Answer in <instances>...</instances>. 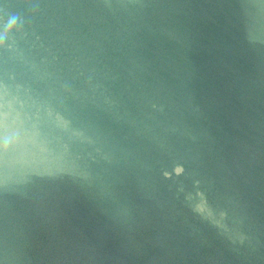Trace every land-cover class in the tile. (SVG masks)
Here are the masks:
<instances>
[{"label": "water", "instance_id": "95a60500", "mask_svg": "<svg viewBox=\"0 0 264 264\" xmlns=\"http://www.w3.org/2000/svg\"><path fill=\"white\" fill-rule=\"evenodd\" d=\"M0 264H264V0H0Z\"/></svg>", "mask_w": 264, "mask_h": 264}]
</instances>
